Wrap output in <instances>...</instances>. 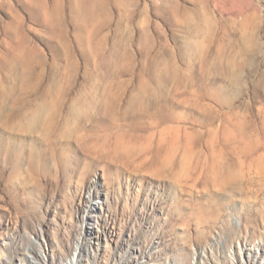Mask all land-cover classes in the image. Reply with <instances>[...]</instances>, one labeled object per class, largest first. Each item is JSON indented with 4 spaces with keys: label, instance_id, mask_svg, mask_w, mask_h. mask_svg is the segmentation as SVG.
<instances>
[{
    "label": "rangeland",
    "instance_id": "1",
    "mask_svg": "<svg viewBox=\"0 0 264 264\" xmlns=\"http://www.w3.org/2000/svg\"><path fill=\"white\" fill-rule=\"evenodd\" d=\"M0 264H264V0H0Z\"/></svg>",
    "mask_w": 264,
    "mask_h": 264
}]
</instances>
